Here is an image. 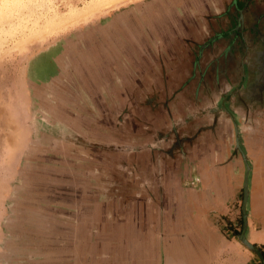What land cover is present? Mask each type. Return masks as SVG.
Segmentation results:
<instances>
[{"label": "rangeland", "instance_id": "rangeland-1", "mask_svg": "<svg viewBox=\"0 0 264 264\" xmlns=\"http://www.w3.org/2000/svg\"><path fill=\"white\" fill-rule=\"evenodd\" d=\"M255 182L264 0H0V264H264Z\"/></svg>", "mask_w": 264, "mask_h": 264}, {"label": "crops", "instance_id": "crops-1", "mask_svg": "<svg viewBox=\"0 0 264 264\" xmlns=\"http://www.w3.org/2000/svg\"><path fill=\"white\" fill-rule=\"evenodd\" d=\"M258 186L257 182L252 184L250 183V189H249V222H248V232L247 237L251 241L260 242L264 244V220L259 222V220L262 219V217L255 216L256 214L252 211L255 208V204L257 202V199L254 198V196L257 194V189L254 190V187ZM262 202L264 203V196H262ZM220 247L216 248L215 255L216 257L220 256L221 250ZM216 257L214 259H216Z\"/></svg>", "mask_w": 264, "mask_h": 264}, {"label": "water", "instance_id": "water-1", "mask_svg": "<svg viewBox=\"0 0 264 264\" xmlns=\"http://www.w3.org/2000/svg\"><path fill=\"white\" fill-rule=\"evenodd\" d=\"M242 238H243V240L244 241H246L247 242V240L242 236ZM256 250V249H255ZM257 251V250H256ZM260 254V258L262 259V254L261 253H259Z\"/></svg>", "mask_w": 264, "mask_h": 264}, {"label": "trees", "instance_id": "trees-1", "mask_svg": "<svg viewBox=\"0 0 264 264\" xmlns=\"http://www.w3.org/2000/svg\"><path fill=\"white\" fill-rule=\"evenodd\" d=\"M261 254H262V256L264 257V252H263V251H261Z\"/></svg>", "mask_w": 264, "mask_h": 264}]
</instances>
